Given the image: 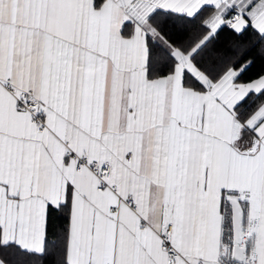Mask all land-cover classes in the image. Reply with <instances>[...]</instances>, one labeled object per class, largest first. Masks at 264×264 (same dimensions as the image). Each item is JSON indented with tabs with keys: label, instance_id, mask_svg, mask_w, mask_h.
<instances>
[{
	"label": "snow or ice",
	"instance_id": "6c2138e0",
	"mask_svg": "<svg viewBox=\"0 0 264 264\" xmlns=\"http://www.w3.org/2000/svg\"><path fill=\"white\" fill-rule=\"evenodd\" d=\"M0 264H264V0H0Z\"/></svg>",
	"mask_w": 264,
	"mask_h": 264
}]
</instances>
